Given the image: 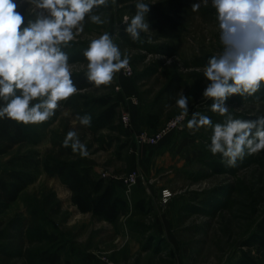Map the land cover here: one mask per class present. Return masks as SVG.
I'll list each match as a JSON object with an SVG mask.
<instances>
[{
	"label": "rangeland",
	"instance_id": "rangeland-1",
	"mask_svg": "<svg viewBox=\"0 0 264 264\" xmlns=\"http://www.w3.org/2000/svg\"><path fill=\"white\" fill-rule=\"evenodd\" d=\"M183 1L185 30L178 38L159 37L149 24V31L133 41L123 20L135 13L127 4L108 0L107 7L93 10L105 23L86 17L83 32L62 46L72 73L87 72L83 52L92 39L108 32L122 58L128 57L133 74L120 70L109 85L77 87L50 120L27 125L35 142L17 144L0 155V173L14 166L35 176L0 213V264H48L43 255L52 253L59 255L56 264H264V252L245 243L264 218V150L229 167L221 154L209 150L211 127L187 126L196 112L213 124L227 118L211 112L213 101L203 96L211 83L203 70L210 57L223 52L216 10L211 0ZM13 2L24 16L22 27L48 15L31 0ZM194 3L200 5L197 11L192 10ZM175 76L180 78L178 89L169 91ZM132 93L137 103L126 100ZM182 93L189 98L183 117L176 105ZM107 95L119 104L111 123L97 119L105 107L96 99ZM226 105L233 118L264 116V82L254 95H233ZM124 110L131 114L128 127L121 121ZM85 115L91 117L89 126L78 119ZM176 118L180 126L159 142H139L138 133L154 135ZM69 132L76 133L87 155L64 146ZM26 156L41 163L55 159L85 165L97 178L105 172L126 200L117 221L81 212L68 183L43 164L35 168L29 159H21ZM133 169L140 176L126 192L119 179Z\"/></svg>",
	"mask_w": 264,
	"mask_h": 264
},
{
	"label": "clouds",
	"instance_id": "clouds-1",
	"mask_svg": "<svg viewBox=\"0 0 264 264\" xmlns=\"http://www.w3.org/2000/svg\"><path fill=\"white\" fill-rule=\"evenodd\" d=\"M37 9L47 10L27 26L16 11L13 0H0V119L19 124H41L50 120L60 102L78 91L72 79L69 56L62 50L83 32L85 18L103 24L94 9L107 6L108 0H31ZM207 2V0H205ZM217 13L223 52L208 59L203 76L211 83L203 96L213 103L210 111L226 117L215 123L207 115L192 114L190 129L211 127L213 155L219 153L229 167H236L245 155L264 150V116L255 120L233 118L226 101L233 95L252 96L264 82V0H211ZM115 4L116 0H112ZM199 3L192 10L199 9ZM135 14L124 17L125 32L133 41L149 31L146 20L149 4L137 0ZM75 29V32L73 31ZM87 63V80L99 87L109 85L116 73L129 68L113 37L104 32L92 39L83 52ZM171 63V61H168ZM189 98L183 93L176 100L182 117L189 112ZM89 126L91 117H78ZM64 146L87 155L76 136L69 132Z\"/></svg>",
	"mask_w": 264,
	"mask_h": 264
},
{
	"label": "trees",
	"instance_id": "trees-1",
	"mask_svg": "<svg viewBox=\"0 0 264 264\" xmlns=\"http://www.w3.org/2000/svg\"><path fill=\"white\" fill-rule=\"evenodd\" d=\"M120 4H127V7L135 13L137 0H117ZM149 4L150 12L147 14L149 24L155 29L159 37L178 38L185 30L184 13L186 3L183 0H160L158 2H144ZM108 6V4H107ZM106 6V7H107ZM72 79L79 88L91 86L86 77V72L72 73ZM180 78L175 76L167 85L166 89L173 91L178 89L176 84ZM99 105L105 107L97 116L98 121L111 123L115 120L118 102L110 96L96 99ZM27 125L19 124L9 119H0V155L8 153L17 144L35 142L31 139ZM22 160L29 159L28 163L37 168L41 161L30 157H22ZM16 161L10 160V164ZM44 169L68 183L73 193V201L81 212H91L98 218L108 222H116L121 208L126 204L125 198L118 192L115 181L104 178H97L91 167L78 166L66 160H44ZM35 176L24 170L15 169L14 166L5 168L0 173V213L3 212L11 202L17 200L25 187L34 181ZM138 205L144 206V201L139 200ZM246 240V245L255 247L264 252V218ZM45 263L56 264L59 260L58 253L43 255Z\"/></svg>",
	"mask_w": 264,
	"mask_h": 264
},
{
	"label": "built area",
	"instance_id": "built-area-1",
	"mask_svg": "<svg viewBox=\"0 0 264 264\" xmlns=\"http://www.w3.org/2000/svg\"><path fill=\"white\" fill-rule=\"evenodd\" d=\"M121 71L126 76H131L133 74V68L130 64H129V68L127 70L122 69ZM116 89L119 90L120 86L116 85ZM125 98L127 101L132 102V103H137L139 101L137 94H134V93L125 95ZM121 121H122L123 125L126 127H128L131 124V114L128 110L122 111ZM180 121H181L180 118H176V119L171 120L170 122H168V124L166 125V127L164 129H162L161 131H158L154 135L149 136V134H147V133L140 132L137 134V138H138L139 142L157 143L161 139H163L167 133H169L173 129L178 128V126H180ZM101 173H102L101 177L104 178V180H105L107 174L105 172H101ZM139 176H140L139 172L137 170L133 169L130 172H128V174L126 176L121 177L119 179L121 181V184L124 186L126 192H130L132 187L137 184ZM164 196H166V195H164Z\"/></svg>",
	"mask_w": 264,
	"mask_h": 264
},
{
	"label": "crops",
	"instance_id": "crops-1",
	"mask_svg": "<svg viewBox=\"0 0 264 264\" xmlns=\"http://www.w3.org/2000/svg\"><path fill=\"white\" fill-rule=\"evenodd\" d=\"M2 101H0V106H2ZM76 165H78V166H80L79 164H76ZM81 166H85V165H81Z\"/></svg>",
	"mask_w": 264,
	"mask_h": 264
}]
</instances>
